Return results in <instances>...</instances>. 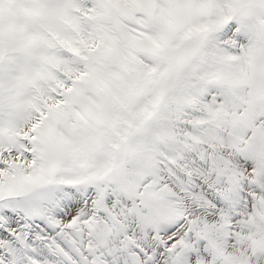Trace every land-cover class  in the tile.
Here are the masks:
<instances>
[{
	"label": "snow or ice",
	"instance_id": "1",
	"mask_svg": "<svg viewBox=\"0 0 264 264\" xmlns=\"http://www.w3.org/2000/svg\"><path fill=\"white\" fill-rule=\"evenodd\" d=\"M0 264H264V0H0Z\"/></svg>",
	"mask_w": 264,
	"mask_h": 264
}]
</instances>
